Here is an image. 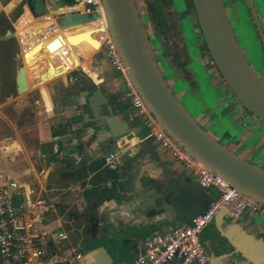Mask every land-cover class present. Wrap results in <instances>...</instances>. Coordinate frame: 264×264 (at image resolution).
<instances>
[{
    "label": "crops",
    "instance_id": "1",
    "mask_svg": "<svg viewBox=\"0 0 264 264\" xmlns=\"http://www.w3.org/2000/svg\"><path fill=\"white\" fill-rule=\"evenodd\" d=\"M243 2L245 4V0ZM252 2L264 35V0ZM69 3L73 4L69 0H0V6L5 8L0 12L4 13L0 16V22L11 35L16 36L13 27L14 24L19 25L20 20L51 17ZM18 4L21 5L20 13L9 19V14ZM24 9L26 13H23ZM234 9V3L225 7L232 31ZM191 12L194 16L193 10ZM187 13L189 11L184 15ZM152 16L150 19L153 21ZM233 34L236 38L234 31ZM90 55L87 58L78 56V72L76 69L64 72L31 89L24 96L17 97L16 101L13 98V102L8 101L10 104L1 105L0 173L3 177L0 187L6 188L14 205L34 195L47 200L48 210L37 226L39 232H47L43 239L45 247H50L58 239H66L65 231H70L76 236L71 240L72 252L77 248L76 238L91 237L93 242L102 238L108 243L105 246L101 242L84 251L87 254L93 252L87 259L88 264H134L145 241L188 224L189 218L183 216L185 213L178 205L174 206L176 212L170 211L168 205L158 198H162L160 192L166 178L158 164L145 152L146 145L140 144V133L145 138L150 136L148 120L132 106L124 70L112 67L106 59L101 58L100 51ZM261 59L264 64L263 54ZM108 69H114L117 73L103 72ZM96 79L101 84L94 83ZM97 88L108 99V105L100 110L115 116L118 122H126L129 128L128 132L112 138L109 143L103 131L95 127L96 119L90 113V98ZM195 88L194 85L192 93L197 92ZM229 93L237 102L234 109L237 122L241 121L242 127L237 124V129L231 120L228 124L224 117L221 118L222 124H217L229 128L224 129L227 143L238 149L243 159L264 168L261 165L264 155L252 148L261 135L264 137V130L243 110L230 90ZM181 98L183 96L178 97L179 100ZM199 99L195 96L190 104L211 107L214 103ZM28 106H32V112ZM213 125L209 128H213ZM144 126L148 132H145ZM217 132L220 134L218 127L212 131L213 134ZM156 142L154 140L155 151L162 163L174 168L186 179L197 181L194 173L181 167ZM110 152L118 153L114 169L106 166V155ZM10 182H16L18 186L9 188ZM213 190L215 192L209 188L207 193L214 198L217 192ZM204 209L193 206L191 217ZM202 242L210 264H262L264 216L245 214L233 219L228 215H215L202 231ZM97 249L106 251L95 255ZM51 256L55 259L53 264L63 261L68 264L67 257L59 259L53 251ZM79 256L77 253L75 258L80 259Z\"/></svg>",
    "mask_w": 264,
    "mask_h": 264
},
{
    "label": "water",
    "instance_id": "2",
    "mask_svg": "<svg viewBox=\"0 0 264 264\" xmlns=\"http://www.w3.org/2000/svg\"><path fill=\"white\" fill-rule=\"evenodd\" d=\"M101 2L108 32L124 73L154 121L184 151L219 174L240 195L264 205V169L224 147L190 116L163 78L135 1L101 0ZM191 3L200 35L214 67L242 107L264 127V81L256 75L244 57L233 34L223 1L191 0ZM245 3L264 56V35L253 2L245 0ZM83 20H85L83 16L74 14L60 16L59 22L62 27L67 23H79ZM7 34L9 35L10 31ZM100 56L110 64L104 50L100 51ZM21 68L17 69L15 77L17 93L18 74ZM106 105L108 99L97 88L90 98V113L96 119L95 127L103 131L109 143L112 138L128 132L129 128L126 122H118L115 116L104 114L100 110ZM28 110L32 112V106H28ZM140 136V144L146 145L145 152L158 164L166 178L165 185L161 187L162 198H158L168 205L170 211L176 212L174 206L178 205L185 213L183 216H187L190 221L191 208L193 206L206 208L213 197L207 193L208 189L197 181L186 179L183 174L177 173L174 168L160 161L155 151L153 136L145 138L142 133ZM220 214L227 215L225 210H220L216 215ZM251 259L255 262L253 258ZM261 263L264 264V259Z\"/></svg>",
    "mask_w": 264,
    "mask_h": 264
},
{
    "label": "built area",
    "instance_id": "3",
    "mask_svg": "<svg viewBox=\"0 0 264 264\" xmlns=\"http://www.w3.org/2000/svg\"><path fill=\"white\" fill-rule=\"evenodd\" d=\"M77 14L83 16L82 23L97 21L102 32L98 35L99 47L96 52L104 50L110 64L122 68L117 51L110 38L101 0H76L73 4H65L56 14L51 16L52 22L44 31L35 34L34 43L45 42L48 53L55 57L65 72L79 67L74 65L64 37L60 34V16ZM49 18V16H46ZM19 25L24 23L20 20ZM17 39L20 51L25 53V44L29 39L26 32ZM95 52V53H96ZM127 89L132 106L140 116L148 120L149 134L157 141L185 170L196 175L197 182L204 188L215 189L216 197L206 208L193 215L188 224L180 226L167 234H157L145 241L141 253L134 264H208L203 243L199 237L202 231L220 211L225 210L230 218H241L245 214L264 216V205L252 198L240 195L238 191L219 174L211 171L198 160L180 148L174 140L154 121L144 102L134 89L130 80L126 79ZM118 153L106 155V166L114 169ZM3 175L0 173V180ZM16 182H10L9 188H16ZM47 200L40 195L25 197L19 205H14L12 196L6 188L0 187V264H53L55 259L48 256L42 240L47 232H39L37 226L42 215L48 210Z\"/></svg>",
    "mask_w": 264,
    "mask_h": 264
},
{
    "label": "rangeland",
    "instance_id": "4",
    "mask_svg": "<svg viewBox=\"0 0 264 264\" xmlns=\"http://www.w3.org/2000/svg\"><path fill=\"white\" fill-rule=\"evenodd\" d=\"M134 1L143 22L147 39L153 50L154 59L163 73L166 84L169 85L176 96H183V98L180 99L182 105L200 127L210 133V135L224 147L242 158L240 151L227 143V138L224 136L225 126L218 125L219 123L222 124V117L225 118L226 122L231 120L236 128L237 124L242 127V122H237L236 119V110L234 109V104H237L236 100L234 97H231L228 87L217 74L212 61L207 58L208 54L206 48L204 44L201 43L195 17L191 12V0H169L167 7L162 9L163 12L181 15L176 18V22H172L170 25L168 24L166 28H161L159 22L155 18H153V21L150 19V16L153 15L154 7L152 0ZM223 3L226 8L230 6L231 3H234L235 16L231 17V20L234 25L233 31L235 35H237L238 45L256 75L264 81V64L261 59L262 52L258 38L249 19L246 5L243 0H223ZM20 10L21 5L18 4L13 12L9 14V19H13L18 15ZM1 11H4L2 6H0V12ZM187 11H189V13L184 15ZM3 15L4 13L0 14V16ZM80 27H85V25L81 24ZM15 38L16 36H13V34H9L5 37L0 33V108L1 105L6 104L10 100L13 102L17 96L20 97L15 88V76L17 69L22 65V61L21 55L19 54L21 52L20 46ZM184 60L186 61L185 63H183ZM75 71L78 72L77 69ZM194 85L196 86V93L191 92ZM11 96L14 97L13 101V98H10ZM195 96H197L198 99L214 101V103L212 104L211 102V107H206V105L201 107L198 104L191 105L190 103L194 100ZM11 102L8 103L10 104ZM6 110L7 109H5V111ZM250 118L252 117L250 116ZM212 125L214 130H216L217 127L219 128L220 134L218 132L217 134L212 133V131H214L212 130L213 128H209ZM144 128L145 132H148V128L146 126H144ZM237 129H235L236 133H238ZM260 129L264 130V127L261 125ZM174 142L180 147L176 141ZM156 144L159 145L157 142ZM252 148L264 155V137H262V135L258 143H253ZM248 162L252 163L251 161ZM261 165H264V161ZM256 166L264 169L258 164H256ZM212 191L215 192L213 189ZM65 234L66 239H58L53 245L45 247V249L48 256H51V252L53 251L55 256L59 259L67 257L68 264H88L87 259L91 257L93 252L92 254L84 253L87 248L90 249L93 246L99 245L101 242H103L105 246L108 245L102 238H97L96 242H93L91 237H85L84 239L76 238L77 248L72 252L71 248L73 245L71 244V240L76 236L70 231H65ZM199 237L202 241V233ZM44 242L43 240L42 243ZM104 251L106 250L97 249L95 250V255L104 254ZM77 253H79L80 259L75 258ZM57 264H66V261Z\"/></svg>",
    "mask_w": 264,
    "mask_h": 264
},
{
    "label": "bare ground",
    "instance_id": "5",
    "mask_svg": "<svg viewBox=\"0 0 264 264\" xmlns=\"http://www.w3.org/2000/svg\"><path fill=\"white\" fill-rule=\"evenodd\" d=\"M69 1H72V3L76 2V0ZM3 9L5 11L4 6ZM25 11L26 10L24 9L23 13L27 12ZM22 18L24 19V17ZM52 21V18L49 16V18H33L31 21L25 19L24 23L21 25L14 24L13 28H15V35L18 39L22 38L24 32L28 34L30 39L25 44L27 49L25 53H19L21 55L22 61V65L20 66L22 68L18 74L19 90L17 94L19 96H24L31 89L39 87L45 82L49 81L51 78L63 75L65 72L60 66L58 60L48 53L47 49L45 48V42L41 41L34 43V36L36 32L44 31ZM81 24H84L85 27H80ZM67 25L62 26L60 34L64 37L74 65H78V56L87 58L90 56V54L98 50V35L102 32L103 28L99 27L97 21L91 23H67ZM57 68H61V70L56 71ZM108 71L117 73V71L114 69L103 70V72L111 74ZM97 77H99V75ZM97 81L93 80L94 83L101 84V82Z\"/></svg>",
    "mask_w": 264,
    "mask_h": 264
},
{
    "label": "trees",
    "instance_id": "6",
    "mask_svg": "<svg viewBox=\"0 0 264 264\" xmlns=\"http://www.w3.org/2000/svg\"><path fill=\"white\" fill-rule=\"evenodd\" d=\"M152 1L154 3L153 17L159 22L161 28H166V27H168V24L170 25L172 22L174 23L175 21H177L176 18L178 17V14H171L169 12H163V10H162V9H165V7H167V3H169V0H152ZM192 10H193V8H192ZM34 13L37 14L36 12H34ZM198 30H199V28H198ZM199 34H200V32H199ZM207 54H208V52H207ZM208 57L211 60L209 54H208ZM215 70H216V68H215Z\"/></svg>",
    "mask_w": 264,
    "mask_h": 264
},
{
    "label": "flooded vegetation",
    "instance_id": "7",
    "mask_svg": "<svg viewBox=\"0 0 264 264\" xmlns=\"http://www.w3.org/2000/svg\"><path fill=\"white\" fill-rule=\"evenodd\" d=\"M223 1V0H222ZM224 4V3H223ZM245 5H246V3H245ZM254 6V5H253ZM247 8V7H246ZM247 12H248V10H247ZM248 14H249V12H248ZM250 16V15H249ZM250 19H251V17H250ZM259 20V19H258ZM252 21V20H251ZM260 22V21H259ZM252 25H253V23H252ZM254 26V25H253ZM261 26V25H260ZM255 28V27H254ZM262 29V28H261ZM255 31H256V29H255ZM7 32H8V29H6V27H4L3 26V24L0 22V33H1V35H3V36H5V37H7ZM256 34H257V31H256ZM258 38V37H257ZM259 41V40H258ZM260 43V42H259ZM89 45V44H88ZM205 46V45H204ZM260 47H261V45H260ZM261 50H262V48H261ZM262 54H263V52H262ZM263 58H264V56H263ZM126 97L128 98V95H127V93H126ZM203 243V242H202ZM203 246H204V250H205V253H206V255H207V262H208V264H210V260H209V257H208V254H207V252H206V248H205V245L203 244Z\"/></svg>",
    "mask_w": 264,
    "mask_h": 264
}]
</instances>
